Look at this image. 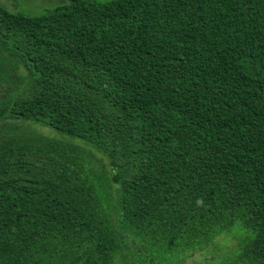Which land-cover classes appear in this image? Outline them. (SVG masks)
Wrapping results in <instances>:
<instances>
[{
  "label": "trees",
  "instance_id": "obj_1",
  "mask_svg": "<svg viewBox=\"0 0 264 264\" xmlns=\"http://www.w3.org/2000/svg\"><path fill=\"white\" fill-rule=\"evenodd\" d=\"M0 3V264H264V0Z\"/></svg>",
  "mask_w": 264,
  "mask_h": 264
},
{
  "label": "rangeland",
  "instance_id": "obj_2",
  "mask_svg": "<svg viewBox=\"0 0 264 264\" xmlns=\"http://www.w3.org/2000/svg\"><path fill=\"white\" fill-rule=\"evenodd\" d=\"M107 1V0H97ZM5 3L6 8L12 12H21L29 15H40L56 7L67 5V0H0ZM193 259L187 263L193 264Z\"/></svg>",
  "mask_w": 264,
  "mask_h": 264
}]
</instances>
